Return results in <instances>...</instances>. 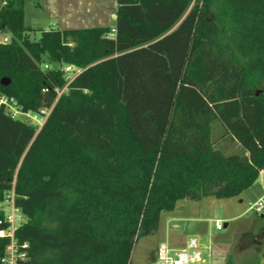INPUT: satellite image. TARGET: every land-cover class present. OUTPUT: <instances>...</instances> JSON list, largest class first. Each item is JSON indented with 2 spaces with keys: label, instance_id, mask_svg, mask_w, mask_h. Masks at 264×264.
<instances>
[{
  "label": "trees",
  "instance_id": "16d2710c",
  "mask_svg": "<svg viewBox=\"0 0 264 264\" xmlns=\"http://www.w3.org/2000/svg\"><path fill=\"white\" fill-rule=\"evenodd\" d=\"M116 1L112 26L38 39L25 0L0 7V97L52 108L40 127L0 105V202L14 188L25 217L17 264H129L179 200L238 196L264 169V0ZM68 65L81 71L58 96ZM215 119L244 154L215 148Z\"/></svg>",
  "mask_w": 264,
  "mask_h": 264
},
{
  "label": "crops",
  "instance_id": "0c3cea01",
  "mask_svg": "<svg viewBox=\"0 0 264 264\" xmlns=\"http://www.w3.org/2000/svg\"><path fill=\"white\" fill-rule=\"evenodd\" d=\"M28 1L24 2V23L35 30L112 26L116 19V0H35V6L30 8V11L27 9ZM2 4L3 0H0V7ZM263 194L264 186L255 182L239 195L236 203L244 202V199L253 202ZM203 199L211 198L205 197L193 202L181 199L172 211L162 212L159 227L155 232L159 235V243L166 242L176 251L183 248L190 237H196L200 243L203 264H227L228 260L233 264H241L240 256L254 254L253 231L223 237L218 236L214 229L222 230L216 228L215 220H223L224 227H228L231 221L245 216L246 210L238 213L236 209L231 208L230 211L227 203L221 201L222 198L213 202L209 200L206 204L210 205V210L207 211L204 208L206 204L201 202ZM259 228L256 233L258 237L264 238V223ZM153 258L156 259V254ZM261 258L264 259V249Z\"/></svg>",
  "mask_w": 264,
  "mask_h": 264
},
{
  "label": "built area",
  "instance_id": "2783aa9c",
  "mask_svg": "<svg viewBox=\"0 0 264 264\" xmlns=\"http://www.w3.org/2000/svg\"><path fill=\"white\" fill-rule=\"evenodd\" d=\"M114 34V29L110 32V35ZM10 40L9 36H5L0 41L7 42ZM47 67V65L45 66ZM66 72V84L62 88L56 87L55 90L60 96L68 87V85L74 80V78L80 73L81 69L73 66H65ZM13 98L6 96L0 97V105H6L13 117H22L28 119L34 123H37L40 127L46 121L52 108H42L40 112H23L20 107L16 106ZM259 176L264 177V169L259 171ZM15 190H11L5 193L3 201L0 202V208L4 211V218L0 220V224H6L5 228L0 229V237L9 238V243L6 246V253L2 258L4 264H17L18 258L25 256L24 251H21L19 244L15 238L16 230L23 224L25 217L20 208L15 202ZM249 208L264 217V194L257 200L253 201ZM217 229H223L224 223L222 220H215ZM27 244L24 243L23 247ZM203 256L200 248V243L196 237H190L186 245L176 251L172 250L166 242L159 243L156 250V264H203Z\"/></svg>",
  "mask_w": 264,
  "mask_h": 264
},
{
  "label": "rangeland",
  "instance_id": "374dc122",
  "mask_svg": "<svg viewBox=\"0 0 264 264\" xmlns=\"http://www.w3.org/2000/svg\"><path fill=\"white\" fill-rule=\"evenodd\" d=\"M34 1L35 0L28 1L27 3L28 11H30V8L35 6L33 4ZM40 33H41L40 29L35 30L31 34L32 39H38ZM5 36H10V35L4 31H0V39H2ZM211 139L214 142L215 148L221 150L226 155H230V154L242 155L245 153V149L236 140H234L230 135L226 133L225 127L219 119H215L211 122ZM256 183L262 184L264 186V177L259 176ZM210 198L211 199H203L201 202H204V204H206L207 202H210L209 200H212V202L218 200V198L213 196H211ZM238 198L239 195L225 199L221 198L222 199L221 201L227 203V207L230 211L231 208L232 210L236 209V212L238 213L241 210H246L245 216L241 217L237 221L234 220L231 221L230 225L228 227H224L222 230L214 229V231L219 234L218 236H223V237L227 235L228 237L236 236V234L238 236L244 231H253V234H255V237L253 239L254 254L250 256L248 253V255L240 256L241 257L240 259L242 261L241 264H263L264 259L261 258V252H263L264 249V238L258 237L256 232L260 230L259 227L262 226V223H264V217L262 218L260 214H257L253 210H249V206L252 203L249 201V199H244V202L236 203ZM189 201L193 202L194 200H189ZM204 208L207 211H209L210 205L206 204ZM259 224L261 225L258 226ZM213 226L215 228L214 223ZM238 242L239 240H237V243ZM158 243H159V235H156V233L138 237L135 241L132 250L130 264H156V260H154L153 256L154 254H156L154 248L156 246L158 247L159 245Z\"/></svg>",
  "mask_w": 264,
  "mask_h": 264
},
{
  "label": "water",
  "instance_id": "95a60500",
  "mask_svg": "<svg viewBox=\"0 0 264 264\" xmlns=\"http://www.w3.org/2000/svg\"><path fill=\"white\" fill-rule=\"evenodd\" d=\"M9 78H6V77H4L3 79H2V83L3 84H8L9 83Z\"/></svg>",
  "mask_w": 264,
  "mask_h": 264
}]
</instances>
